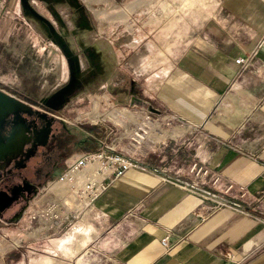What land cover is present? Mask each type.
<instances>
[{
    "label": "crops",
    "instance_id": "0c3cea01",
    "mask_svg": "<svg viewBox=\"0 0 264 264\" xmlns=\"http://www.w3.org/2000/svg\"><path fill=\"white\" fill-rule=\"evenodd\" d=\"M216 4L209 33L195 34L177 55L138 62L129 101L133 121L148 110L178 120L160 141L129 152L116 145L114 152L146 171H125L76 222L80 229H68L65 264H264V0ZM77 77L71 78L73 94L75 85L87 89ZM45 119L19 110L0 120V142L9 140L0 156V187L37 183L36 169L51 176L77 148L76 131L62 125L48 135ZM40 123L45 129H35ZM83 131L80 137H95ZM94 133L99 140L101 127ZM23 146L27 151L16 158ZM46 147L49 166L38 156ZM193 164L206 173L195 176ZM2 204L0 218L10 214L7 220L22 207L18 194ZM14 206L19 210L7 213ZM75 234L82 235L80 243Z\"/></svg>",
    "mask_w": 264,
    "mask_h": 264
},
{
    "label": "rangeland",
    "instance_id": "374dc122",
    "mask_svg": "<svg viewBox=\"0 0 264 264\" xmlns=\"http://www.w3.org/2000/svg\"><path fill=\"white\" fill-rule=\"evenodd\" d=\"M218 1L0 0V88L20 99L23 108L44 115L48 135L62 125L76 131L77 147L57 161L51 176L30 187L19 213L20 206L7 212L17 210V216L0 218V264H39L47 258L51 264H65L69 227L55 231L48 221L31 219L52 197L43 188L65 170L64 160L73 152L97 149L94 131L99 127L101 143L129 152V130L144 113L133 121L129 103L138 62L147 57L158 61L168 52L177 55L195 34L209 33ZM74 77L87 82L86 92L75 85L78 99L71 92ZM86 129L95 137H80ZM165 134L162 130L151 140L160 141ZM57 188L65 189L61 184ZM81 238L78 234V243ZM61 241L64 249L58 247Z\"/></svg>",
    "mask_w": 264,
    "mask_h": 264
},
{
    "label": "built area",
    "instance_id": "2783aa9c",
    "mask_svg": "<svg viewBox=\"0 0 264 264\" xmlns=\"http://www.w3.org/2000/svg\"><path fill=\"white\" fill-rule=\"evenodd\" d=\"M235 61L237 63L244 62V59L243 57H238ZM148 111L144 112L129 130L132 146L146 142L150 143L153 136L160 134L162 130L164 131L166 127H169L178 120L173 114H160V117H155L151 110ZM65 161V170L43 188L44 192L46 191V193L52 196L49 202L31 215V219L35 220L38 218V220L48 221L50 223L49 228L55 231H60L64 224L71 228L78 219L93 212L97 199L125 171L129 169L146 171L145 167L138 165L128 157L114 152L113 147L101 143V140H98L96 150L73 152ZM189 171L195 174V176H198L200 173H206L201 167L197 168L196 164H193ZM76 173L78 175L82 174V179H80V186L76 187V191H74L78 180V175L76 178L74 177ZM61 182L73 183L70 189L71 192L69 191L64 197L55 195L51 190H48L54 184ZM230 188L231 186L227 190ZM43 191L40 193H43ZM70 196H73L71 204L66 201ZM161 243L165 246L167 245L168 235H165L161 239Z\"/></svg>",
    "mask_w": 264,
    "mask_h": 264
},
{
    "label": "flooded vegetation",
    "instance_id": "af4514ba",
    "mask_svg": "<svg viewBox=\"0 0 264 264\" xmlns=\"http://www.w3.org/2000/svg\"><path fill=\"white\" fill-rule=\"evenodd\" d=\"M44 125H42V123H40L38 128L35 129H39V128H43ZM32 140V138H31ZM51 148V147H50ZM49 147H46V150L42 149V151H38V156L40 159H42L44 161V165H50L52 164L53 158L50 156L49 153ZM30 149V148H29ZM28 149V151H29ZM37 152V151H36ZM36 176L38 177L37 179L39 180V178H46L48 177V173L46 171L44 172H40L38 169L34 170ZM37 180V182H38ZM35 184V182H30L26 179H23L22 181H20V183L18 184H2L0 187V196L5 197V199L10 200V198L17 196V194L20 197V200L23 201L24 199V194H26V192H28V190L30 189V187ZM4 202V199H0V204H2Z\"/></svg>",
    "mask_w": 264,
    "mask_h": 264
},
{
    "label": "bare ground",
    "instance_id": "6f19581e",
    "mask_svg": "<svg viewBox=\"0 0 264 264\" xmlns=\"http://www.w3.org/2000/svg\"><path fill=\"white\" fill-rule=\"evenodd\" d=\"M14 97H13V95L11 96V94H8L5 91L0 90V107H2L4 109H7V110H11V109H14L15 107H17L19 105L21 106L23 104L22 101L20 99L16 98V97L15 98ZM78 173L75 174V176H74L75 178L77 177ZM80 179H82V174H79L78 175V180H77V183L75 184L74 189L76 187H79L80 186V184H81ZM58 184H61V185H63L65 187V189H64L65 190V193H62V191H64V190H62V191L61 190H58V188H57V185ZM72 184H73L72 182L71 183L61 182V183L54 184L48 190H51L55 195H58L60 197L61 196L64 197L67 193H69L70 189L72 188ZM74 191H76V189ZM72 200H73V196H70V198L68 200H66V201H67V203H70L71 204V202H73ZM163 246H165V245H163Z\"/></svg>",
    "mask_w": 264,
    "mask_h": 264
},
{
    "label": "water",
    "instance_id": "95a60500",
    "mask_svg": "<svg viewBox=\"0 0 264 264\" xmlns=\"http://www.w3.org/2000/svg\"><path fill=\"white\" fill-rule=\"evenodd\" d=\"M19 110L27 111V112H30L31 111V110H29L27 108H23L22 105L21 106L19 105V106L15 107L14 109H11V110H7V109H4V108L0 107V120L3 117H5L8 113H14V112H17ZM8 148H9V140L7 142H0V156L2 155V152H4L5 150H7ZM0 199H4V197L3 196H0ZM9 201L10 200L7 199L6 202H9Z\"/></svg>",
    "mask_w": 264,
    "mask_h": 264
}]
</instances>
